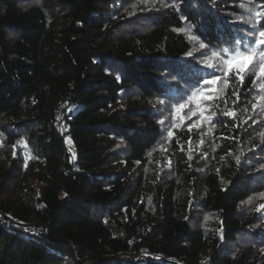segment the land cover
Segmentation results:
<instances>
[{
  "label": "trees",
  "instance_id": "trees-1",
  "mask_svg": "<svg viewBox=\"0 0 264 264\" xmlns=\"http://www.w3.org/2000/svg\"><path fill=\"white\" fill-rule=\"evenodd\" d=\"M239 2L0 0V215L20 227L0 224V264H123L109 260L141 250L143 264H264V230H249L264 218L241 209L264 193L260 81L209 69L183 32L207 48L248 42L264 20L233 18ZM60 103L75 162L53 127Z\"/></svg>",
  "mask_w": 264,
  "mask_h": 264
},
{
  "label": "snow or ice",
  "instance_id": "snow-or-ice-1",
  "mask_svg": "<svg viewBox=\"0 0 264 264\" xmlns=\"http://www.w3.org/2000/svg\"><path fill=\"white\" fill-rule=\"evenodd\" d=\"M248 3H252V0H248ZM242 7H246V10L250 13H252V18L244 19V23L251 24L252 27L255 29L257 28V24L264 20V11L258 10L256 7H247L246 5H242ZM264 7V6H262ZM258 37L253 36V40L247 43H243V47H237L231 52L228 49H224L225 58L223 59L222 65L221 64H206L207 67H222L224 72L225 78H230V76L235 73L236 76L240 78L241 81L245 78L246 74H252L255 72L256 79L260 81L259 88L262 93H264V49H262L260 46L264 44V31L258 32ZM238 45L242 44L241 41L237 42ZM255 45V46H253ZM200 47L203 49L205 45L201 43ZM191 55V53H189ZM213 57L218 56V53L213 52ZM246 60L247 63L243 65L233 66L234 62ZM257 60L259 61L258 64V70H257ZM220 78H214L212 80H205L204 84H215ZM256 83V80L253 81ZM200 92V90H197V92H193V95L190 99L196 98L197 93ZM236 93L234 92L233 95ZM202 96V99L207 101L213 99V96L211 95H203V93H200ZM256 103L252 104V109L256 110L259 108L261 111H264V94L258 95L255 97ZM160 103H163L161 101ZM186 107V104L181 103L178 106L174 108V111L179 113L181 110H183ZM212 115H215L213 112ZM225 115L234 116V112H226ZM207 119H210L208 117ZM161 123H163L161 121ZM169 137L173 135L172 131L170 130L168 133ZM262 137H264V133H261ZM264 207V206H262Z\"/></svg>",
  "mask_w": 264,
  "mask_h": 264
},
{
  "label": "rangeland",
  "instance_id": "rangeland-1",
  "mask_svg": "<svg viewBox=\"0 0 264 264\" xmlns=\"http://www.w3.org/2000/svg\"><path fill=\"white\" fill-rule=\"evenodd\" d=\"M242 5H246L247 7H256L257 8L256 5H253V6L250 5L248 3V0H240L239 5H238V10H239L238 11V14L237 15H233V18H235V19H238V18L239 19L240 18H242V19L252 18V13L248 12L246 10V7H242ZM259 31H264V30H259ZM259 31H252L253 36L255 35L256 38H259L258 37V32ZM183 32L186 34L187 38L190 40L191 46H193L195 48V50H196V51H193V53L195 54V56L197 57V56L200 55V56L203 57V62H204V65L205 66L208 63L214 64V65L219 63V64L222 65L223 59L225 58V55H226L223 50L224 49H228L231 52L232 50H234L237 47H243V43H244V42H242V44L238 45L237 42H235L233 45H231L229 47L222 48V49H216V48H211V47H208L207 48L206 46L202 49L200 47V45H201L202 42L200 40H198L197 37L193 34L192 29H190V28H184L183 29ZM252 40H253V38L249 39L248 42H250ZM253 46H255V45H253ZM262 46H263V44L260 47L262 49H264ZM193 47H192V49H194ZM197 52H199V55H198ZM213 52L218 53V56L213 57L212 56V53ZM245 63H247L246 60L236 61V62H234V65L233 66L235 67V66H238V65H243ZM258 64H259V61L257 60V65ZM208 68L211 69V70H216L222 76L224 75V72H223V68L222 67H211V68L208 67ZM202 82H203V80H202ZM200 93H203V95H207V94L209 95L210 94L208 92L207 93L198 92L197 93V97H196V101L202 99V96L200 95ZM178 115L180 117L184 118V115L182 114V110L178 113ZM199 127H202V124L199 125ZM208 133H209V131H204V133H202L201 136L203 138H205ZM262 206H264V193H262L261 195H257V196L254 195V197H252L249 201H247L242 206L241 209L245 211L244 216H247L248 218H250V216H252V214L254 212H257L262 218H264V207H262ZM255 220H257V222L255 223V225H251L249 230H257V229L264 230V224H263V222L262 221H259L256 218H255ZM11 230H13V229H11ZM237 240H239L241 244L242 243L246 244L247 242H253L250 237L244 236V235L239 236ZM237 244L238 243L235 244L236 245L235 247L232 246L234 244H230V247L229 248H230V251L231 252H233L235 249L238 248ZM140 258L141 257L135 256V258H128V259L121 260V261H122L123 264H130V263L131 264H134V261H138Z\"/></svg>",
  "mask_w": 264,
  "mask_h": 264
},
{
  "label": "built area",
  "instance_id": "built-area-1",
  "mask_svg": "<svg viewBox=\"0 0 264 264\" xmlns=\"http://www.w3.org/2000/svg\"><path fill=\"white\" fill-rule=\"evenodd\" d=\"M69 112V105L67 103H60L57 114L55 117V120L53 122V127L55 130L60 132L61 134L64 135V146L66 149V152L70 156V158L75 162L76 161V153L74 150V145L72 142V139L70 135L68 134V127L66 123L67 115ZM0 224L4 226L5 228L9 229H14V227L20 228L19 225L16 226L15 224H12L8 220H6L3 216L0 215ZM26 234L30 235L33 238H42L44 236L45 230L40 228V227H35L33 225H27L24 228ZM149 253L146 250H141L138 254H131V255H119L116 257V259L109 260L110 262L114 261H121L125 260L128 258H135L141 257L138 261H134V264H143L145 259V256H148ZM122 262V261H121ZM129 262V261H128ZM133 263V262H132ZM89 264V263H85ZM131 264V263H130Z\"/></svg>",
  "mask_w": 264,
  "mask_h": 264
}]
</instances>
